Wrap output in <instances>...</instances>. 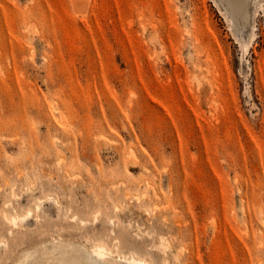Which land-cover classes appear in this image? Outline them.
Returning a JSON list of instances; mask_svg holds the SVG:
<instances>
[{
  "label": "rangeland",
  "instance_id": "rangeland-1",
  "mask_svg": "<svg viewBox=\"0 0 264 264\" xmlns=\"http://www.w3.org/2000/svg\"><path fill=\"white\" fill-rule=\"evenodd\" d=\"M218 3L0 0V264H264V0Z\"/></svg>",
  "mask_w": 264,
  "mask_h": 264
},
{
  "label": "bare ground",
  "instance_id": "bare-ground-1",
  "mask_svg": "<svg viewBox=\"0 0 264 264\" xmlns=\"http://www.w3.org/2000/svg\"><path fill=\"white\" fill-rule=\"evenodd\" d=\"M219 1L218 4L221 5V9L223 12L227 15L230 14L231 16H239L243 22L246 21L247 17L251 15L250 11V4L251 0H217ZM238 14V15H236ZM59 158V157H58ZM63 187V186H62ZM28 189V188H27ZM15 195V194H13ZM16 197V196H15ZM20 198V197H19ZM17 199V198H16ZM51 199V197H50ZM54 200V199H53ZM55 201V200H54ZM59 202V201H58ZM57 199H56V203ZM40 203V202H39ZM39 205V204H38ZM41 206V205H40ZM37 207V206H36ZM38 208V207H37ZM41 207H39L40 209ZM31 211V210H29ZM30 217V212L28 213ZM26 213V215H28ZM75 216V215H74ZM28 217V216H25ZM25 217H21L20 215H15L9 219L10 222L12 223H18L19 220L22 221V218L25 219ZM28 217V218H29ZM73 217V216H72ZM77 217V215H76ZM8 218V217H7ZM75 219V217L73 218ZM75 221V220H74ZM84 221V220H83ZM81 223V222H80ZM83 224V223H82ZM12 225V224H11ZM165 245V244H164ZM168 247V245H167ZM166 248V247H165ZM90 251L94 253L95 255L99 257H105V256H111L113 255V252L111 248H109L105 243L103 242H98L94 243L93 246H90ZM167 249V248H166ZM165 249V251H166ZM113 252V253H112ZM119 257V256H118ZM121 257V256H120ZM124 260H126L129 264H153L151 261L147 260L146 258L136 255L134 253H130L129 255L122 256ZM122 257L120 259H122Z\"/></svg>",
  "mask_w": 264,
  "mask_h": 264
}]
</instances>
